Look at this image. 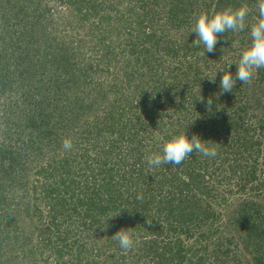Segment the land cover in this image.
I'll return each mask as SVG.
<instances>
[{
  "label": "trees",
  "instance_id": "16d2710c",
  "mask_svg": "<svg viewBox=\"0 0 264 264\" xmlns=\"http://www.w3.org/2000/svg\"><path fill=\"white\" fill-rule=\"evenodd\" d=\"M257 3L0 0V264H264V68L220 93ZM243 5L205 53L196 17ZM185 132L217 155L148 173Z\"/></svg>",
  "mask_w": 264,
  "mask_h": 264
},
{
  "label": "clouds",
  "instance_id": "9594fccd",
  "mask_svg": "<svg viewBox=\"0 0 264 264\" xmlns=\"http://www.w3.org/2000/svg\"><path fill=\"white\" fill-rule=\"evenodd\" d=\"M257 9L258 18L250 28L251 45L242 52L241 58L236 64L237 70L234 76L229 71L222 72L223 75L220 80L221 94L232 92L237 81L250 83L255 70L264 68V0H258ZM248 13L249 8L246 5L236 9H226L211 15L202 12L196 17L191 32L196 33L198 38L196 43L204 45L205 53H212L219 42L218 35H223L228 31L238 32L245 29V20ZM210 82L215 83V78H210ZM199 100L206 103L208 108L213 103L212 98L204 101L201 96ZM204 141L196 134H193L189 139L186 132L172 137L163 144L161 152L152 153L145 157L148 173L161 165H180L193 153H200L204 157L214 158L217 155L216 148L214 146L210 147ZM212 144L216 143L212 142ZM62 147L65 150H71V139L65 138ZM137 199H142V195H138ZM147 223L150 224L151 221L147 219ZM112 237L118 241L124 251L131 250L134 246L130 228H121Z\"/></svg>",
  "mask_w": 264,
  "mask_h": 264
}]
</instances>
